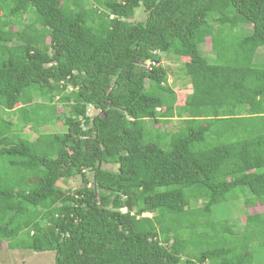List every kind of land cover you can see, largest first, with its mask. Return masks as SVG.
Wrapping results in <instances>:
<instances>
[{
    "label": "trees",
    "instance_id": "1",
    "mask_svg": "<svg viewBox=\"0 0 264 264\" xmlns=\"http://www.w3.org/2000/svg\"><path fill=\"white\" fill-rule=\"evenodd\" d=\"M162 55L189 59L180 104ZM173 118L167 149L145 141ZM239 200L264 208V0H0V250L261 263L264 210L224 219Z\"/></svg>",
    "mask_w": 264,
    "mask_h": 264
},
{
    "label": "rangeland",
    "instance_id": "2",
    "mask_svg": "<svg viewBox=\"0 0 264 264\" xmlns=\"http://www.w3.org/2000/svg\"><path fill=\"white\" fill-rule=\"evenodd\" d=\"M146 18V14L142 11L137 9L136 14L134 17L135 21H143ZM200 52L205 57V54L208 59L209 55L208 53H211V44L210 40L207 39L205 44H201L199 48ZM258 51L262 52V48H259ZM257 51V52H258ZM261 52H259V57L261 58ZM205 53V54H204ZM161 57V65L168 70V73L170 72L171 76L168 79V82L170 86L174 89L176 93H178L179 99L178 104L182 103L183 100L181 97L186 95V93L189 91V82L188 78L185 77L180 69L182 68L183 62H187L188 58H175V57H169L167 55H162ZM206 58V57H205ZM209 61V60H208ZM209 63H212L209 61ZM148 63L146 62V65ZM59 112L62 110H67L66 108L62 109L61 105H58ZM90 114L93 113V110L89 108L88 111ZM144 131H145V141L146 142H156L157 140H161L160 146L162 148L167 149L168 148V137L166 138L165 131H167L168 135L170 133L176 132L180 127V120L178 118H173L169 121L167 125H161L153 123L152 120H144L143 122ZM43 132L47 133H61L64 131L63 126L59 123L56 127H52L51 125H46L42 127L41 129ZM25 133L27 135H30L31 133L26 130ZM37 137V134L31 135V140H35ZM104 169L107 170H115L116 167L104 165ZM62 188H68L70 190H74L81 186V180L79 177L73 178L67 181L66 184L59 183ZM246 194V193H245ZM248 195V194H247ZM223 212L224 215L227 214V217L224 219L227 221V223L234 224L236 223V230L241 231L242 228L240 227L241 224L245 223L246 215L251 214L254 215L256 213L261 212L264 210V208H259L258 206L255 208H246L244 203L239 200L235 201V203H228L227 205H223ZM144 216H151L150 214H144ZM219 216V215H217ZM218 218V217H216ZM229 238V237H228ZM259 253V252H258ZM260 256V255H259ZM261 263H259V260L256 262V264H264V258L263 255L260 258ZM0 264H55V254L54 252H41V253H35L32 251L27 250H8L6 249L5 245H3V248L0 250Z\"/></svg>",
    "mask_w": 264,
    "mask_h": 264
},
{
    "label": "clouds",
    "instance_id": "3",
    "mask_svg": "<svg viewBox=\"0 0 264 264\" xmlns=\"http://www.w3.org/2000/svg\"><path fill=\"white\" fill-rule=\"evenodd\" d=\"M121 212L122 213H125L126 212V209L125 208L121 209Z\"/></svg>",
    "mask_w": 264,
    "mask_h": 264
}]
</instances>
